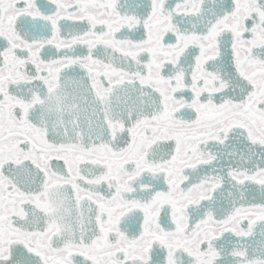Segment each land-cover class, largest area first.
I'll return each mask as SVG.
<instances>
[{
	"label": "snow or ice",
	"instance_id": "snow-or-ice-1",
	"mask_svg": "<svg viewBox=\"0 0 264 264\" xmlns=\"http://www.w3.org/2000/svg\"><path fill=\"white\" fill-rule=\"evenodd\" d=\"M0 264H264V0H0Z\"/></svg>",
	"mask_w": 264,
	"mask_h": 264
},
{
	"label": "water",
	"instance_id": "water-1",
	"mask_svg": "<svg viewBox=\"0 0 264 264\" xmlns=\"http://www.w3.org/2000/svg\"><path fill=\"white\" fill-rule=\"evenodd\" d=\"M257 195H258V193H257Z\"/></svg>",
	"mask_w": 264,
	"mask_h": 264
}]
</instances>
